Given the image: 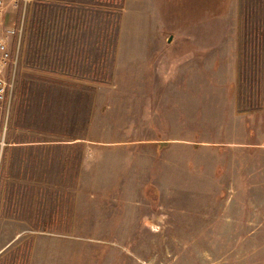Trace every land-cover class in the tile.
Instances as JSON below:
<instances>
[{
    "label": "rangeland",
    "instance_id": "1",
    "mask_svg": "<svg viewBox=\"0 0 264 264\" xmlns=\"http://www.w3.org/2000/svg\"><path fill=\"white\" fill-rule=\"evenodd\" d=\"M4 3L0 178L45 139L75 177L0 198V264H264V0Z\"/></svg>",
    "mask_w": 264,
    "mask_h": 264
},
{
    "label": "crops",
    "instance_id": "2",
    "mask_svg": "<svg viewBox=\"0 0 264 264\" xmlns=\"http://www.w3.org/2000/svg\"><path fill=\"white\" fill-rule=\"evenodd\" d=\"M216 3L217 1L211 4L214 6ZM212 11L213 9L211 12ZM206 17L211 18L212 14ZM61 32L62 31H57V35H60ZM59 45V43H56L57 47L56 49L54 48V50H61ZM77 57L79 58V56ZM67 60L68 62L70 61L69 59H66V61ZM82 60L84 61V56H82ZM61 66H63V64ZM72 143L74 142H60L58 140L46 139L34 140L33 142H26L23 140H19L16 143L8 142V147H18L20 151H22V148L25 149V147H27V150L29 148H41L44 151V157L24 158L23 154H20L19 158H2V174L0 178L2 193L0 194V198L3 197V199H5L7 197L9 200L6 201H11V198L16 194L20 196L28 194L31 198L28 201H34L35 203L37 200V202L40 203L41 200L35 198L38 195H49L51 200H53L52 196H58L60 190L66 191V194H68L69 191L67 189L70 188V192L74 193L75 174L73 170H69L68 158H66L65 161L63 160L64 158H59L58 151H54L59 145L70 146ZM48 153L49 156H47ZM55 204H57V198ZM22 219L20 218V220ZM3 220L0 221H6V219ZM13 220L14 219L9 217L7 221L13 222Z\"/></svg>",
    "mask_w": 264,
    "mask_h": 264
},
{
    "label": "built area",
    "instance_id": "3",
    "mask_svg": "<svg viewBox=\"0 0 264 264\" xmlns=\"http://www.w3.org/2000/svg\"><path fill=\"white\" fill-rule=\"evenodd\" d=\"M5 16H6V6L4 0H0V62L2 66L9 65L13 67L15 65L16 56L14 57L11 55L10 49L8 48L5 38H7L6 36H9L11 39L13 36L16 35V30L14 28L4 27ZM8 89L9 88L5 78L0 75V127H1V114L7 102ZM4 145L5 144H4V134H3L0 137V162H1V153Z\"/></svg>",
    "mask_w": 264,
    "mask_h": 264
},
{
    "label": "trees",
    "instance_id": "4",
    "mask_svg": "<svg viewBox=\"0 0 264 264\" xmlns=\"http://www.w3.org/2000/svg\"><path fill=\"white\" fill-rule=\"evenodd\" d=\"M33 23L37 25V22L35 20H33Z\"/></svg>",
    "mask_w": 264,
    "mask_h": 264
}]
</instances>
